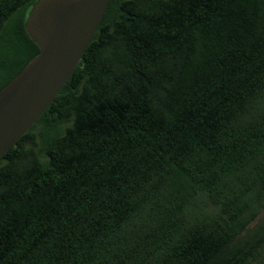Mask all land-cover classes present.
I'll use <instances>...</instances> for the list:
<instances>
[{"label": "trees", "instance_id": "16d2710c", "mask_svg": "<svg viewBox=\"0 0 264 264\" xmlns=\"http://www.w3.org/2000/svg\"><path fill=\"white\" fill-rule=\"evenodd\" d=\"M33 2L0 0V87ZM0 264H264V0H108L0 157Z\"/></svg>", "mask_w": 264, "mask_h": 264}, {"label": "water", "instance_id": "95a60500", "mask_svg": "<svg viewBox=\"0 0 264 264\" xmlns=\"http://www.w3.org/2000/svg\"><path fill=\"white\" fill-rule=\"evenodd\" d=\"M108 0H34L24 14L25 32L38 46L0 87V157L52 102L76 66Z\"/></svg>", "mask_w": 264, "mask_h": 264}]
</instances>
